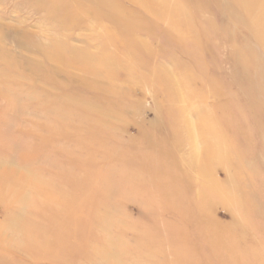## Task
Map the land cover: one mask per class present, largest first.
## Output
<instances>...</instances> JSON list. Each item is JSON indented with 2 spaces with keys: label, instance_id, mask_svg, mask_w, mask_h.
Segmentation results:
<instances>
[{
  "label": "rangeland",
  "instance_id": "374dc122",
  "mask_svg": "<svg viewBox=\"0 0 264 264\" xmlns=\"http://www.w3.org/2000/svg\"><path fill=\"white\" fill-rule=\"evenodd\" d=\"M0 264H264V0H0Z\"/></svg>",
  "mask_w": 264,
  "mask_h": 264
},
{
  "label": "bare ground",
  "instance_id": "6f19581e",
  "mask_svg": "<svg viewBox=\"0 0 264 264\" xmlns=\"http://www.w3.org/2000/svg\"><path fill=\"white\" fill-rule=\"evenodd\" d=\"M70 156V155H69ZM101 187V186H100ZM115 192V191H114ZM145 195V194H144ZM144 198V197H143ZM108 207V206H107ZM104 208V207H103ZM103 211V210H102ZM17 221V220H16ZM94 224V223H93Z\"/></svg>",
  "mask_w": 264,
  "mask_h": 264
}]
</instances>
